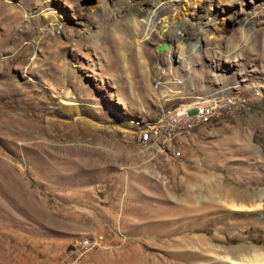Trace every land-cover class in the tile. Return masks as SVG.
<instances>
[{"label":"rangeland","instance_id":"rangeland-1","mask_svg":"<svg viewBox=\"0 0 264 264\" xmlns=\"http://www.w3.org/2000/svg\"><path fill=\"white\" fill-rule=\"evenodd\" d=\"M217 1L136 42L120 16L151 0H0V264H208L202 241L264 247L256 215L229 229L206 214L215 182L264 196V0ZM221 89L233 102L212 123L134 134Z\"/></svg>","mask_w":264,"mask_h":264},{"label":"bare ground","instance_id":"bare-ground-1","mask_svg":"<svg viewBox=\"0 0 264 264\" xmlns=\"http://www.w3.org/2000/svg\"><path fill=\"white\" fill-rule=\"evenodd\" d=\"M151 1H152L151 4L147 3V4H143L142 6H139V7H131L130 6L120 16L119 21L122 23L121 27L122 28L123 27L129 28L132 31L131 36L133 37V39H135L136 42H140L142 39H145L146 37H148L149 34L151 33V31L154 29V27L158 23L159 24L163 23L164 27L166 28L167 27L166 24L170 23L169 15L171 13H174L178 17V22H179L178 25L180 27L185 26V23H187L189 21L188 16L191 14H195L197 12V9H198L197 8V2L200 3L202 0H151ZM217 2H219V0ZM121 7L123 8V6H121ZM212 7H213V5H212ZM210 8H211V6H210ZM257 8H259V5ZM262 10L263 9H261V11ZM42 13H43L45 18L49 17L48 16L49 14H47V15L45 14L46 11H42ZM206 16H208V15H206ZM261 16H263V15H261ZM167 19H168V21H167ZM213 19L216 20V18H213ZM223 20H221V21H223ZM219 24H220L218 26L219 28L223 27L222 23H220V21H219ZM207 25H208V22H206V21L204 23H202V25H200L201 31H207V29H206V27H208ZM213 25L217 26L216 22ZM213 30H214V28H213ZM183 37H180L177 40V46H175L176 47L175 48L176 53L178 52V50L180 53H181V51H183V46L181 48L178 45L179 43H180V45L182 44L181 40ZM188 45H190V44H188ZM185 48L187 49V47H185ZM232 54H234V53H232ZM232 54L229 51H224L222 53V56L226 60H229L231 58ZM184 55H183V53L178 55V58L181 59L180 62H186L187 61L189 56L186 57V55L185 56ZM180 62H178V63H180ZM228 95L229 94H227L225 89H221L220 91H218V92L215 91L214 93H211V94L206 93V94H203L201 96H196V97L192 96L190 98H187L182 103L176 105L173 108L168 109L164 113V115L160 118L159 121L145 126L144 130L139 132V134H138V141L143 145H147V144L149 145L152 142H159L161 140L162 141H170L178 135H181L184 133H189L195 127L212 123L213 120H216L217 118H220L223 115H221V114H209L206 117H203L201 119H190V120L185 122V127H177V126H170L167 128L163 127L164 120H166V118L168 116H172L175 112L187 111L189 109V104H197L199 102H209L212 99H221V98H226V100H227V99H229ZM235 100L238 101L239 98L238 99L235 98ZM214 104L215 103H213V105ZM61 105L64 107H73V106H76V103H72V102H69L66 100H62ZM148 131H157V132L153 135L152 138H150L149 140H145L146 133ZM224 183L221 181L215 182L213 187L211 189H209V197H210L209 199L211 200V202H210L211 204L209 203L210 205L207 208L206 214L211 218L210 220L214 225H225L226 226L228 224L227 226L229 227V229H235L236 227L239 229L241 227L244 228V226L247 225V223H251L248 221L241 220L242 216H244L245 214H248V213L254 214V215H256V217L264 220V201H263L264 196L262 194H257L255 192H252V193L240 192V191H237L236 189H232V188L228 187ZM234 213H238L240 215L237 214L238 216L232 218L233 217L232 214H234ZM168 235H170V234H168ZM172 241H173V239H172ZM206 242L202 241L200 243L205 245L206 250L209 253L208 264H264V247L239 246L236 248H231V247L228 248V247L216 246L210 242H208V243H206ZM167 245L169 246L171 244L168 243ZM175 254H177V253H175ZM193 256H195V255H193ZM149 257L150 256L147 255L145 261H143L142 264H153V263H151ZM178 257H180V256H178ZM196 257H198L197 254H196ZM151 258L159 261L160 262L159 264H162V262L165 261V260L163 261V259H161V258H158L157 254H155V253L152 254ZM172 258L173 259H179L175 255ZM169 264H177V261H175L174 263H169Z\"/></svg>","mask_w":264,"mask_h":264},{"label":"built area","instance_id":"built-area-1","mask_svg":"<svg viewBox=\"0 0 264 264\" xmlns=\"http://www.w3.org/2000/svg\"><path fill=\"white\" fill-rule=\"evenodd\" d=\"M233 100L231 97L226 100V98L221 99H212L209 102H199L197 104H189V109L185 112H175L172 116H168L166 120H164L163 127L177 126V127H185V122L190 119H201L206 117L209 114H221L224 115L231 108L228 107L231 105ZM213 103H215L213 105ZM157 131H148L146 133L145 140H149L153 137V135ZM138 135V133H134ZM171 156H178V152L176 149H171ZM98 241L95 238H88L80 241L79 246L83 249V251L89 252L93 250V248L97 247Z\"/></svg>","mask_w":264,"mask_h":264},{"label":"water","instance_id":"water-1","mask_svg":"<svg viewBox=\"0 0 264 264\" xmlns=\"http://www.w3.org/2000/svg\"><path fill=\"white\" fill-rule=\"evenodd\" d=\"M158 51H163V50H168L169 47L167 46V44H163L162 47H157Z\"/></svg>","mask_w":264,"mask_h":264},{"label":"crops","instance_id":"crops-1","mask_svg":"<svg viewBox=\"0 0 264 264\" xmlns=\"http://www.w3.org/2000/svg\"><path fill=\"white\" fill-rule=\"evenodd\" d=\"M167 110H168V109H167ZM167 110H166V111H167ZM166 111H165V112H166ZM165 112H164V113H165ZM164 113H163V115H164ZM163 115H162V116H163Z\"/></svg>","mask_w":264,"mask_h":264}]
</instances>
